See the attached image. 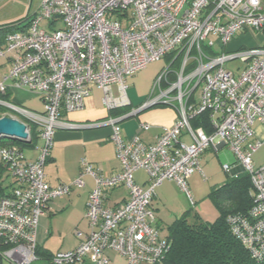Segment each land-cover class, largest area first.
Returning <instances> with one entry per match:
<instances>
[{"label": "built area", "instance_id": "obj_1", "mask_svg": "<svg viewBox=\"0 0 264 264\" xmlns=\"http://www.w3.org/2000/svg\"><path fill=\"white\" fill-rule=\"evenodd\" d=\"M246 34L260 42L228 51L237 36ZM162 58L171 62L155 77L141 109L173 107L174 122L146 145L138 137L124 140L118 127L124 117L110 118L119 172L104 177L82 159L76 179L49 187L44 166L55 132L66 127L64 116L83 107L91 87L100 90L106 111L127 107L126 80ZM234 61L241 66L230 71L228 63ZM3 68L0 106L5 111L0 118L24 124L26 141L34 136L40 145L34 146L33 161L16 145L0 147V164L13 181L0 197V264L37 260L40 217L53 200L83 188L85 177L93 180L84 213L88 232L76 231L77 246L57 251L51 263L110 264L107 253L113 252L124 264H162L170 243L156 226L151 206L156 188L171 181L193 206L188 179L202 173L200 159L206 151L222 147L233 154L253 189L247 215H230L227 224L256 261L264 259V165L256 168L252 160L264 140H251L254 126L264 123L262 0H40L28 25L5 35ZM13 90L35 94L42 113L2 98ZM202 115L209 133L204 125H191ZM223 170L229 172L231 166ZM138 171L146 176L143 185L134 180ZM117 187L126 189V201L107 206V191Z\"/></svg>", "mask_w": 264, "mask_h": 264}, {"label": "crops", "instance_id": "obj_2", "mask_svg": "<svg viewBox=\"0 0 264 264\" xmlns=\"http://www.w3.org/2000/svg\"><path fill=\"white\" fill-rule=\"evenodd\" d=\"M256 38L258 41L255 42V46L260 42V38ZM6 71L7 69L3 68L0 74ZM115 89L114 87L113 92H116ZM93 92H95L96 95H93ZM145 93L146 91L144 92V99L139 102H134L133 99L127 96L129 105L112 111L111 113L106 111L102 105V94L100 90L96 87H91L89 97L85 100L83 107L80 110L66 114L63 119V123L66 127L60 128L55 132L51 154L44 166L45 182L48 186L56 187L61 184H70L77 178L81 171L80 162L82 159H85L104 177H109L119 172L120 163L116 158L115 145L110 138L112 128L107 125L110 118L117 119L124 117L118 122V127L124 140H131L134 137H138L140 141L146 145L153 144L156 138L161 135L164 128L169 127L174 122L177 113L173 107L163 105L141 109L147 98V94L145 95ZM9 101L33 113H42L43 110L41 100L35 94L27 91H11ZM26 106H28L29 109L26 108ZM136 110H139L136 115L128 117L129 114ZM141 124H148L149 129L143 130ZM251 140H264V123H258L254 126V135ZM182 141L189 143L187 137H183ZM37 142L38 141L35 140L34 146L35 144L37 145ZM34 146L31 147L32 150L28 152L22 149L28 161H33L37 155ZM224 148L226 147L220 148L217 152L212 150L206 151L200 159V169L202 173L195 172L188 179V185L192 187L194 196L197 198L196 200H203L199 192V183L207 190L204 197L206 198L210 192L224 185L231 177L238 173H243L242 169L235 164L236 162L233 164L230 162L226 163L225 160H223V163L220 162V152L223 151ZM219 164L221 169L225 165L231 166L229 172L224 171L225 176L223 177L218 176L216 172V168L218 169ZM142 174L144 178H141ZM5 177L8 176L0 164V182H2ZM145 179L146 176L144 172L138 171L134 173V180L136 183L142 182L139 184L143 185ZM84 181L85 186L83 188H73L68 195L53 200L49 204L44 215L40 217L36 235L37 260L32 264H52V255L57 251H61L63 247L62 242L60 244H55V240L61 236L64 225H70L74 228L73 236L75 239V245L69 248H63L65 251L72 250L77 246L79 239L74 235L76 231L80 232L83 236L88 232L84 213L88 195L93 188V180L90 177H85ZM166 182L173 184V186L179 189L175 183L171 181ZM11 188H13L12 180L8 186H3L1 183L0 197L8 193ZM164 193V191L159 189L158 193L154 195V200H152L151 204L156 215V226L162 236L166 235L167 227L177 219V217L170 219L171 217H169V215L161 212L163 208H160V204H162L163 207L168 200L172 198ZM126 199V189L117 187L107 191L105 204L107 206H116L125 202ZM153 202H155L154 205ZM187 203H189V201ZM195 204L196 202H194L193 206H195ZM188 205H190V203ZM214 213H216L215 209ZM197 215L199 216V214ZM107 256L109 257L110 264H124V261L113 252H108Z\"/></svg>", "mask_w": 264, "mask_h": 264}, {"label": "trees", "instance_id": "obj_3", "mask_svg": "<svg viewBox=\"0 0 264 264\" xmlns=\"http://www.w3.org/2000/svg\"><path fill=\"white\" fill-rule=\"evenodd\" d=\"M264 7V0H262ZM32 15L10 25L0 26V46L6 34L21 31L28 25ZM8 100L9 96H2ZM5 108L0 106V114ZM112 113V112H111ZM193 128L204 125L205 132L211 130L207 125L206 116L202 115L191 123ZM33 128V126L31 127ZM35 137L30 142L17 140H0V147L6 144L33 147ZM217 212L213 222H207L194 216L188 220L185 215L177 218L166 229L165 237L170 243L162 264H264L256 261L251 254L231 234L227 224L230 215H247L253 204V189L247 174L238 173L224 185L208 195Z\"/></svg>", "mask_w": 264, "mask_h": 264}, {"label": "rangeland", "instance_id": "obj_4", "mask_svg": "<svg viewBox=\"0 0 264 264\" xmlns=\"http://www.w3.org/2000/svg\"><path fill=\"white\" fill-rule=\"evenodd\" d=\"M40 4V0H2L0 1V26L10 25L12 23H16L22 19H24L27 15L34 14ZM42 28L46 27L44 22L40 25ZM256 35L252 34H246L237 36L232 43L228 47V51H234L238 50L240 48H249L254 47L255 42L258 41L256 38ZM171 62L170 58H162L158 62L150 63L145 69L139 71L132 77L128 78L126 80V95L133 99L134 102H139L144 99V92L146 91L145 95L148 94L151 86V80L157 74L165 68L169 63ZM238 66H241V64L237 61L228 63V69L230 71H234ZM155 77L152 80V83L155 79ZM152 85V84H151ZM150 86V88H149ZM149 89H148V88ZM93 95H96L95 92H93ZM114 95H116V92H114ZM98 96V93H97ZM26 108L29 109L28 106ZM40 145V141L37 142V146ZM23 150L25 152H28L29 150H32L30 147H23ZM220 162L223 163V160L227 162H230L233 164L235 162V158L233 154L227 149L224 148L223 151L220 152ZM253 164L256 168L259 166L264 165V146L260 147L252 157ZM236 164V163H235ZM218 165V164H217ZM216 172L218 176H225V172L223 170V167L221 169V166L219 164L218 169L216 168ZM144 175H141V178ZM144 178V177H143ZM11 181L10 177H5L2 182L3 186H8ZM202 181V180H201ZM141 184L142 182H138L137 184ZM199 192L201 193V197H203V200H196L197 198L194 196L192 187L188 185V189L190 191V194L196 202L195 206L188 205V201H186V197L182 192L179 191V189L176 188V186H173V184L169 182H165L159 187L156 188L155 194L158 193V190L161 189L164 191L166 195H169L171 200H168V202L162 207V204H160L161 212L164 214L169 215L171 217L170 219H173V217L179 218L183 213L186 216V218L190 221L193 219V217L197 214H199V218L203 219L207 222H213L217 217V212L214 213V207L212 205V201L209 199L208 196L205 197L207 190L204 188V186L201 185V183L198 184ZM154 200V199H153ZM155 202H153L154 205ZM74 228L70 225H64L63 230L61 232V236L56 238L55 244L63 243V247L61 248V251H65L63 248H69L75 245V239L73 236ZM67 251V250H66Z\"/></svg>", "mask_w": 264, "mask_h": 264}, {"label": "water", "instance_id": "obj_5", "mask_svg": "<svg viewBox=\"0 0 264 264\" xmlns=\"http://www.w3.org/2000/svg\"><path fill=\"white\" fill-rule=\"evenodd\" d=\"M131 116L132 115H128V117ZM4 138H12L20 142H27L26 127L17 120L0 118V140Z\"/></svg>", "mask_w": 264, "mask_h": 264}]
</instances>
